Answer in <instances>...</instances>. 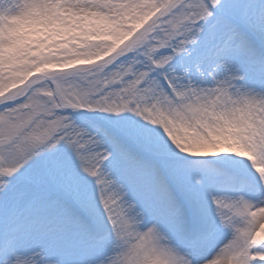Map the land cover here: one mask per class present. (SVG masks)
Returning a JSON list of instances; mask_svg holds the SVG:
<instances>
[{
  "label": "snow or ice",
  "instance_id": "6c2138e0",
  "mask_svg": "<svg viewBox=\"0 0 264 264\" xmlns=\"http://www.w3.org/2000/svg\"><path fill=\"white\" fill-rule=\"evenodd\" d=\"M0 264H264V0H0Z\"/></svg>",
  "mask_w": 264,
  "mask_h": 264
}]
</instances>
